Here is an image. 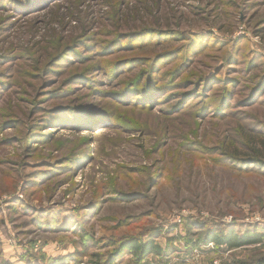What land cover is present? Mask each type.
I'll use <instances>...</instances> for the list:
<instances>
[{
    "label": "rangeland",
    "instance_id": "obj_1",
    "mask_svg": "<svg viewBox=\"0 0 264 264\" xmlns=\"http://www.w3.org/2000/svg\"><path fill=\"white\" fill-rule=\"evenodd\" d=\"M230 230L264 234V0H0V264H262Z\"/></svg>",
    "mask_w": 264,
    "mask_h": 264
},
{
    "label": "trees",
    "instance_id": "obj_2",
    "mask_svg": "<svg viewBox=\"0 0 264 264\" xmlns=\"http://www.w3.org/2000/svg\"><path fill=\"white\" fill-rule=\"evenodd\" d=\"M260 154L261 150L255 152ZM264 238V234L258 233L256 231L247 230L244 233H237L235 230H230L224 235L219 234H209L205 238L206 244H216L217 246H225L229 250H237L252 245L261 244ZM172 248L167 247L163 248L162 245L158 244L154 240L148 242H141L136 238H130L119 245L117 251L115 250L114 254L111 257V260H114L113 263H116V257L121 256L124 253L135 256L137 259L142 261L145 257L151 255L155 257H166L171 252ZM264 264V260L261 261Z\"/></svg>",
    "mask_w": 264,
    "mask_h": 264
}]
</instances>
